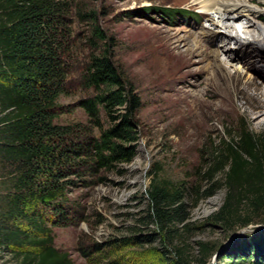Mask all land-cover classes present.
<instances>
[{
    "label": "rangeland",
    "instance_id": "obj_1",
    "mask_svg": "<svg viewBox=\"0 0 264 264\" xmlns=\"http://www.w3.org/2000/svg\"><path fill=\"white\" fill-rule=\"evenodd\" d=\"M72 2L96 12L101 30L112 38L113 59L142 106L136 115L139 140L134 161L69 189L68 198L75 203L68 218L71 225L53 228L55 247L68 253L74 264H227L223 256L233 254L243 240L264 241V211L250 213L254 222L247 228L229 229L213 219L225 202L227 189L221 183L213 197L205 198L218 185L203 181L213 147L229 133L236 135L248 127L264 136V122L256 115L264 107V51L244 34L243 26L228 33L248 41L231 47L201 34L208 24L203 16L200 22L184 18L173 22L154 11L200 9L192 0ZM251 5L259 7L254 19L264 27V5L256 0ZM71 19L77 48L72 77L76 80L91 53L83 38L89 25L80 23L76 13ZM222 47H231L228 60L241 72L234 71L232 79L217 68L227 59L217 58ZM85 97L86 91L73 82L70 94L58 100L64 110L56 123L85 124L88 116L77 107ZM101 117L106 128L108 119L103 112ZM157 174L161 181L179 186L185 196L192 195H187L180 212L187 221L168 227L174 230L170 234L149 218L147 193ZM198 188L202 191L197 195L194 190ZM8 189L0 159V215ZM143 237L153 241L137 244L134 240ZM126 239L132 242L124 243ZM255 253L249 264H262ZM0 264H16V259L3 250Z\"/></svg>",
    "mask_w": 264,
    "mask_h": 264
},
{
    "label": "trees",
    "instance_id": "obj_2",
    "mask_svg": "<svg viewBox=\"0 0 264 264\" xmlns=\"http://www.w3.org/2000/svg\"><path fill=\"white\" fill-rule=\"evenodd\" d=\"M154 11L175 20L180 10ZM74 13L80 23L89 25L83 38L91 51L76 80ZM112 43L96 12L85 11L72 0H0V159L9 183L2 197L0 251L12 255L16 264H74L68 253L55 247L53 233L55 227L71 225L68 218L75 203L68 198L69 189L78 182L89 183L88 178L105 170L131 164L136 157L141 98L116 65ZM73 82L88 94L77 104L88 121L60 125L56 120L64 109L58 100L70 94ZM102 112L108 119L106 128ZM206 163L203 181L218 187L208 190L205 198L213 197L221 183L227 189L213 219L229 229L247 228L254 222L250 213L264 211V136L248 127L236 135L229 133L213 147ZM194 191L198 195L202 190ZM187 195L156 175L147 193L149 218L161 224L165 234L174 232L168 227L175 222L187 221L180 216ZM262 241L243 240L233 254L223 256V262L249 264L254 251L264 264Z\"/></svg>",
    "mask_w": 264,
    "mask_h": 264
},
{
    "label": "bare ground",
    "instance_id": "obj_3",
    "mask_svg": "<svg viewBox=\"0 0 264 264\" xmlns=\"http://www.w3.org/2000/svg\"><path fill=\"white\" fill-rule=\"evenodd\" d=\"M255 0H192L193 4L200 6V10L209 15L207 17V27H203L201 34L204 37H217L221 40V43L231 45V47H241L248 40L241 39L238 36L229 35V30L232 28L242 27L245 35H250L252 41L255 42L256 47L264 51V27L254 19L256 15H259V7H253L251 4ZM262 6L264 0H256ZM198 9V8H197ZM203 37V38H204ZM244 37V36H243ZM231 47L228 49L220 48L217 52V58L220 55L227 56L225 65H218V70H224L226 76L232 79V73L241 74L240 70L228 60ZM226 48V47H225ZM232 70V71H231ZM260 111L256 114L259 120L264 122V107L258 108ZM256 112V111H255Z\"/></svg>",
    "mask_w": 264,
    "mask_h": 264
}]
</instances>
